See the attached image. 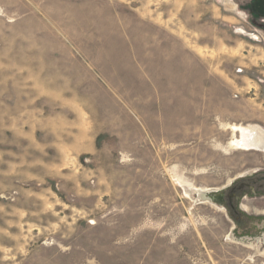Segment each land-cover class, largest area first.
<instances>
[{"label":"rangeland","instance_id":"374dc122","mask_svg":"<svg viewBox=\"0 0 264 264\" xmlns=\"http://www.w3.org/2000/svg\"><path fill=\"white\" fill-rule=\"evenodd\" d=\"M256 126L264 0H0V264H264Z\"/></svg>","mask_w":264,"mask_h":264},{"label":"bare ground","instance_id":"6f19581e","mask_svg":"<svg viewBox=\"0 0 264 264\" xmlns=\"http://www.w3.org/2000/svg\"><path fill=\"white\" fill-rule=\"evenodd\" d=\"M236 127V126H234ZM241 127H239L240 129ZM252 128V127H251ZM249 129L247 132L250 134V135H253L254 134V140H252V144L255 145V147L257 146V148L259 149H264V129H262L261 127H254V129ZM235 129V128H234ZM242 133H244L246 131V129H242L241 130ZM244 144V142H243ZM186 187V186H185ZM187 189V188H186ZM208 191H199L198 192V196L201 200L203 201H211V197L207 194Z\"/></svg>","mask_w":264,"mask_h":264},{"label":"built area","instance_id":"2783aa9c","mask_svg":"<svg viewBox=\"0 0 264 264\" xmlns=\"http://www.w3.org/2000/svg\"><path fill=\"white\" fill-rule=\"evenodd\" d=\"M249 36H250L251 39H254L256 41H261V38H260L259 34H257L256 32L249 33ZM243 71H244V68H238L237 69V73H243Z\"/></svg>","mask_w":264,"mask_h":264},{"label":"water","instance_id":"95a60500","mask_svg":"<svg viewBox=\"0 0 264 264\" xmlns=\"http://www.w3.org/2000/svg\"><path fill=\"white\" fill-rule=\"evenodd\" d=\"M208 194V193H207Z\"/></svg>","mask_w":264,"mask_h":264}]
</instances>
